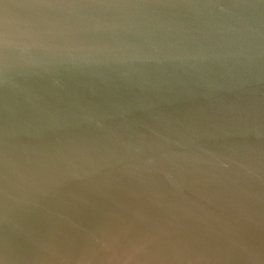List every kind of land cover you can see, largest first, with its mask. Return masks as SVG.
Masks as SVG:
<instances>
[{
	"label": "water",
	"instance_id": "1",
	"mask_svg": "<svg viewBox=\"0 0 264 264\" xmlns=\"http://www.w3.org/2000/svg\"><path fill=\"white\" fill-rule=\"evenodd\" d=\"M0 264H264V0H0Z\"/></svg>",
	"mask_w": 264,
	"mask_h": 264
}]
</instances>
